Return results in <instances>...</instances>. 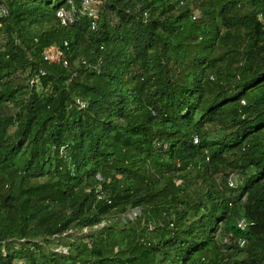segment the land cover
<instances>
[{"label": "trees", "instance_id": "trees-1", "mask_svg": "<svg viewBox=\"0 0 264 264\" xmlns=\"http://www.w3.org/2000/svg\"><path fill=\"white\" fill-rule=\"evenodd\" d=\"M82 3L0 0V264H264V0Z\"/></svg>", "mask_w": 264, "mask_h": 264}, {"label": "built area", "instance_id": "built-area-1", "mask_svg": "<svg viewBox=\"0 0 264 264\" xmlns=\"http://www.w3.org/2000/svg\"><path fill=\"white\" fill-rule=\"evenodd\" d=\"M99 0H83L82 3V13H85L93 18H97V9L92 6V3L98 2ZM6 8L5 7H0V16L5 14ZM56 15L60 18L62 23H67L71 22L73 20V13L71 11H67L63 8H60L57 12ZM63 65L67 64L66 56L62 55L61 57ZM194 142H196V139H194ZM165 147V146H164ZM228 185L229 186H234V180L232 177L228 178ZM248 222L245 218L241 217L237 221V228L243 230L247 227ZM239 246H243L245 244V239H239L238 241Z\"/></svg>", "mask_w": 264, "mask_h": 264}, {"label": "rangeland", "instance_id": "rangeland-1", "mask_svg": "<svg viewBox=\"0 0 264 264\" xmlns=\"http://www.w3.org/2000/svg\"><path fill=\"white\" fill-rule=\"evenodd\" d=\"M234 185H235V182H234ZM139 209H133V210H130L127 212V214H123V216L121 215L122 218H125V217H128V218H135V216H137L139 214ZM238 221V220H237ZM237 224V223H236ZM60 249V248H58Z\"/></svg>", "mask_w": 264, "mask_h": 264}]
</instances>
